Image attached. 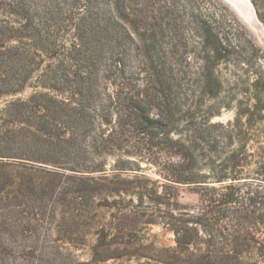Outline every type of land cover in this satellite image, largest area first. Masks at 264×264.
Returning <instances> with one entry per match:
<instances>
[{
	"label": "trees",
	"instance_id": "obj_1",
	"mask_svg": "<svg viewBox=\"0 0 264 264\" xmlns=\"http://www.w3.org/2000/svg\"><path fill=\"white\" fill-rule=\"evenodd\" d=\"M250 2L264 27V0ZM185 27L196 80L177 77ZM168 29L182 38L174 68ZM262 59L220 0H0V264L264 257ZM222 66L236 85L219 104L242 95L225 124L204 99L222 91ZM151 225L174 244L158 246Z\"/></svg>",
	"mask_w": 264,
	"mask_h": 264
},
{
	"label": "rangeland",
	"instance_id": "obj_2",
	"mask_svg": "<svg viewBox=\"0 0 264 264\" xmlns=\"http://www.w3.org/2000/svg\"><path fill=\"white\" fill-rule=\"evenodd\" d=\"M222 5L227 7L228 13L231 14L238 22L241 24V26L245 29L246 33L250 36L251 40L257 45V47L261 50L262 55H264V27L261 24V22L258 20L256 13L254 11V14H250L251 17L250 20L246 19L241 13H239L233 6H231L229 3H227L225 0H220ZM254 9V8H253ZM254 15V16H253ZM182 36L184 37L185 41L187 42L189 48L188 52L184 55L181 51H178L179 55L185 59V62H182V66H180L181 69L186 70V75L178 74L177 77L181 80L185 79H191L196 80L199 78L198 76V67L200 66V61L196 58L195 53H197L196 47V41L198 38L192 33V31L188 28H184V30L181 31ZM181 40L182 38H179L171 29L167 30V33L164 36L163 40V49L166 54L167 63L169 61V66L175 67L174 60H173V44L175 43V40ZM172 63V64H171ZM264 59H262L261 69L264 70ZM176 67H179L176 65ZM234 71V68L232 66H229V68H225V66L220 67V72L222 73V77L224 79L223 83V89L220 91L218 96L210 97L208 95H204L205 99V105L211 106L212 110L214 111V114L212 115L211 121L219 122V123H227L233 119L234 116V109L237 104L236 100L240 99L242 95L237 92V95L235 96L234 100L230 102L229 104H219V101L223 99V97L227 96L231 90L232 87L236 85V79L233 78L232 72ZM251 77V76H250ZM31 92L30 88H27L24 92L18 93L16 96H26ZM200 90L197 89V92L195 93L199 95ZM11 97H5L0 99V104L3 102L4 99H8ZM259 143L250 141L248 144L247 151L248 152H257V147ZM235 147V146H234ZM251 161H255L257 159V156L250 157ZM139 165L143 170V173H145L150 179L160 180L162 177L160 174L156 171L155 166L149 165L145 162V160L139 161ZM254 167V164H250V166L246 167V169H251ZM197 199L196 194L188 192L185 188H181L180 190V200L184 203H194ZM148 234L151 235V238H154L156 240V244L158 246L164 245L169 246L174 244L173 240V233L163 231L160 225H151L150 229L148 230ZM257 237H259V233L256 234ZM247 260L246 263H257V264H264V257L260 255H254L252 259Z\"/></svg>",
	"mask_w": 264,
	"mask_h": 264
},
{
	"label": "water",
	"instance_id": "obj_3",
	"mask_svg": "<svg viewBox=\"0 0 264 264\" xmlns=\"http://www.w3.org/2000/svg\"><path fill=\"white\" fill-rule=\"evenodd\" d=\"M249 2L250 5V10H247V5L243 3V1H239V0H228V2H230V4H232V6H234V8H236V10L241 11V13H243L244 15H247L248 13L250 14H254V9H253V5L250 2V0H247Z\"/></svg>",
	"mask_w": 264,
	"mask_h": 264
},
{
	"label": "bare ground",
	"instance_id": "obj_4",
	"mask_svg": "<svg viewBox=\"0 0 264 264\" xmlns=\"http://www.w3.org/2000/svg\"><path fill=\"white\" fill-rule=\"evenodd\" d=\"M227 3L230 4V2H228V0H225ZM239 1H243L244 4L247 5V10H250V5L249 2L247 0H239ZM232 6V4H230ZM234 7V6H233ZM236 9V8H235ZM239 13H241V11L237 10ZM246 19L250 20L251 17L249 16L250 13H248L247 15H244L243 13H241ZM254 16V15H253Z\"/></svg>",
	"mask_w": 264,
	"mask_h": 264
}]
</instances>
